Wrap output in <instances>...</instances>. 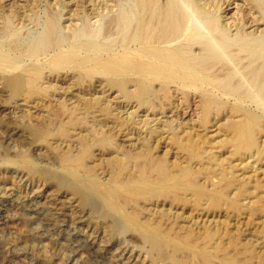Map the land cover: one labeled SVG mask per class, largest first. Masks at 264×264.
Instances as JSON below:
<instances>
[{
    "label": "bare ground",
    "instance_id": "obj_1",
    "mask_svg": "<svg viewBox=\"0 0 264 264\" xmlns=\"http://www.w3.org/2000/svg\"><path fill=\"white\" fill-rule=\"evenodd\" d=\"M70 2L71 9L67 7L65 0H55L54 3L58 8H55L51 0H0V77L4 87L10 88L15 95L23 96L24 101L29 103L31 99H36L40 95H50L54 87L50 84V86L46 85L53 77L59 78L62 74H66L65 76L71 74L73 77L77 74L78 84L97 81L104 88H108L107 92H117L116 97L125 100L124 109L119 112L126 113L129 118L110 126L109 121L100 119L96 122L99 116H91L93 126L97 123L96 127L101 126L100 130L90 131V129V132L85 134V138L78 141L77 153L66 154L67 152L63 151L65 155L61 154L60 161L46 155L38 144L28 140V136L26 137L22 132L23 129L19 130L12 125L2 131L3 146L16 147L19 150L17 158L23 157L28 151L33 152L32 156L39 163L51 167L57 165L65 175L48 176L44 170L33 173L14 172L24 181L30 182L29 185L26 184L30 190L29 193L26 192L27 195L7 184L1 186L6 200L0 202V264L4 261L8 264H20L29 259L31 252L36 251L30 248L31 244L28 241L30 238L38 240L33 246L40 248L44 246V242L52 245L54 240H60L73 254L66 257L64 264H87L90 259H94L99 264H108L103 237L106 234H114L118 227L117 221L106 220L102 208L95 203L93 194H90L85 184L73 183L79 177H86L96 190H100L104 201L118 210V213L123 212L127 223L132 226L138 225L142 234L144 232L152 236L156 245L162 238L165 240L170 235L163 233L159 226L151 228L150 225L139 223L138 215L126 212L130 203L140 205L161 201L163 204H170V207L182 205L184 208L190 205L191 208H202L207 214L217 210L228 213L241 212L242 205L239 198L264 189V184L260 185V181L258 184L253 183V185L257 184L254 190L247 188V182L236 183L240 179L233 173L236 166L230 163V160L236 156L256 158L261 163L264 160V141L261 139L262 142H259V136L264 134V0H77L75 2L71 0ZM77 5L80 6L81 11L76 9ZM191 96L199 98L198 102L194 100L197 102L195 109L198 110L199 115L194 122L199 125L198 128H208L216 118L225 117L226 123L223 121L224 128L220 126L223 129L219 132L226 138L219 143L222 149L231 150L229 157L216 159L217 155L213 152L214 143L210 140L196 139V134L192 131L188 133L184 132L185 130L181 131L177 122L179 115L174 113L176 116L168 117L166 114V107L163 106L166 101L172 103V97L177 98L179 102L177 108L180 110L185 105L187 108L192 106V104L190 106ZM94 105L91 106L90 101L85 106L82 105L84 108L82 106L81 108L85 111L84 117L75 118L80 114H74L76 115L74 120L69 121L67 127L80 126L79 123L83 122L81 119L88 121ZM128 107L131 111H126ZM92 112L102 113L100 109ZM55 113L59 114V112ZM16 116L17 114L14 113L13 119ZM53 118L46 121L49 126L42 127L45 137L67 135L66 126L56 130L55 123L58 120L54 122L56 119ZM53 126L56 131L52 129ZM142 130L145 137L141 148L140 146L135 148L136 144L133 147L131 144V146L127 145L131 136L132 138L137 136L135 138L138 141V137L143 136ZM117 131L123 133L125 141L118 140L115 134ZM183 132L187 133L185 137L180 135ZM167 142H170L171 146H177V153H174L173 159L170 156L173 154L172 149L167 146L168 149L162 153L163 155L158 153L162 144ZM207 144L211 146L208 150L205 149ZM206 154L211 155L207 159L208 162L216 159V166L207 163V167L203 165L204 167L196 168L194 164L202 163L205 159L203 155ZM94 156H100V159L102 157V163L88 164ZM183 159L186 160V165L182 164ZM12 165L15 167L14 164ZM99 171L109 176L105 178L106 181L99 177ZM66 175L73 177L75 181L71 182L64 177ZM241 175L239 177H242ZM53 184L58 185L59 189L69 188L71 193L59 192L53 195ZM49 187L53 189L50 190ZM232 188L233 197H231L233 192H230ZM257 199V202L264 204V196ZM87 221L95 223L96 228L102 231L101 234L87 235L85 233L88 229L83 233V228L80 227ZM262 226L260 232L257 229L259 232L257 234L264 237V221ZM218 231L213 234L205 231L204 237L198 236V239L205 243L203 248H199L204 260L209 261L212 255H217L220 251L224 252L231 246H233L231 251L234 249L237 255L251 253L250 249L239 251L238 244L234 243L236 240L232 238L231 244L227 247L222 246L224 243L217 242L218 245L214 249L216 253H213L205 246L215 240ZM191 239H194L192 233H188L183 239H177V244H174L175 250H179L180 246L184 247V250L191 248ZM40 252L43 254L41 250ZM224 264H239V262L228 259Z\"/></svg>",
    "mask_w": 264,
    "mask_h": 264
},
{
    "label": "rangeland",
    "instance_id": "obj_2",
    "mask_svg": "<svg viewBox=\"0 0 264 264\" xmlns=\"http://www.w3.org/2000/svg\"><path fill=\"white\" fill-rule=\"evenodd\" d=\"M52 3L54 4L55 8L57 7L56 4L54 3L55 0H51ZM67 1V7L69 9H71V0H65V2ZM77 0H74V2ZM77 4V3H76ZM78 6V5H77ZM76 9L78 11L80 10V6L77 7ZM58 8V7H57ZM75 9V7H73ZM67 13V12H66ZM95 21V20H93ZM66 74H62L59 78L58 77H53L52 80L47 83H44V85L46 86H52L54 87V89H52V91H50V95H40L38 97H36V99H31L28 102L24 101V97L20 96V95H15L14 92L8 88V87H4L3 84V80H1L0 77V202H3L6 200V196L5 193L1 190V186L2 185H9L12 188H16L19 189L20 192H22V194L27 195V193H29V183L28 181H24V179H21L20 177H18L14 172H26V173H33V172H37L38 170H44L48 176H55V175H65L63 174V170H61V168H59L57 165L56 166H47L46 164H41L38 162V160L34 159V157L32 156L33 152H26L23 157H16L19 154V150L16 147H12V145L10 146H3L4 144L2 143L3 140V132L5 129H7V127H10L12 125L18 127L19 130H22L23 134H26V137L28 138V140L36 143L39 145V147L43 150V152L46 155H50L51 157H53L54 159H56L57 161H60L59 159L61 158L62 155L66 154H76L77 153V149L79 148V144L78 141H80L81 139L85 138V134L92 131V130H100L99 128H101V126L96 127L97 123L95 124V126H93V116L97 115L99 116L98 119H96L98 121L101 120H106L109 121V125L110 126H114L117 121H122L126 118H129L128 115L126 113H121L119 112L120 110L124 109V102L125 100L123 98L120 97H116L118 95L117 92L115 91H108V88H104L103 85H100L97 81L95 82H91V81H86L84 84H78L77 82V74H74L73 77L71 76V74H68V76H65ZM76 76V77H75ZM57 78V79H56ZM66 78V79H65ZM72 78V79H71ZM75 80V81H74ZM54 81V82H53ZM71 81V82H70ZM62 82V83H61ZM53 83V84H52ZM96 83V84H95ZM3 84V86H2ZM50 84V85H49ZM61 86H58V85ZM98 84V85H97ZM74 86V87H73ZM79 86V87H78ZM8 88V89H7ZM70 88V89H69ZM59 92H58V91ZM101 90V91H100ZM9 91V92H8ZM54 91V92H53ZM70 91V93H69ZM90 91V92H89ZM96 91V92H95ZM103 91V92H102ZM88 94H87V93ZM113 92V93H112ZM6 93V94H5ZM57 93V94H56ZM107 93V95H106ZM53 94V95H52ZM105 94V95H104ZM14 95V96H13ZM12 96V97H10ZM53 96V97H52ZM57 96V97H56ZM42 97V98H41ZM45 97V98H44ZM195 99H194V98ZM5 98V100L3 99ZM21 98V100H20ZM88 98V100H87ZM109 98V99H108ZM3 99V100H2ZM14 99V100H13ZM18 99V101H17ZM40 99V100H39ZM53 99V100H52ZM70 99V100H69ZM121 99V100H119ZM193 101H192V100ZM12 100V101H11ZM60 100V101H59ZM112 100H115L112 101ZM117 100V101H116ZM196 100L197 102L199 101V98H196L195 96H191L190 97V106L192 104V106L190 108H187V106H183V108H181L179 110V108H177V105L179 104L178 99L175 97H172V103L166 101L165 106L166 107V114H168V117H171L173 115L176 116L177 113L178 116V120L177 122L179 123L178 126L181 128L182 130H185L184 132H190L192 131L193 134H196L195 138L196 139H201V140H210L212 143H214V147L215 150H213V152L217 155L216 159H223L225 157H229L228 155H230L229 151H227L228 149L225 148H221V144L219 142L225 140V136L219 132L220 130H222L224 127V122H225V117L221 116L219 118H216L211 124H209L208 128H198V124L194 122L198 119V110H196V104L197 102L194 101ZM5 101V102H4ZM34 101V103H33ZM55 101V102H54ZM67 101V103H66ZM86 103H85V102ZM88 101V102H87ZM90 101L91 106L95 105L94 107H92V111H96L98 109H100L102 111V113H98L97 114L93 113L91 111L88 121L85 119H81L79 125L77 127H67V124L72 122V120H74L73 118L77 115L75 118L79 117L82 118L84 117V112L82 108H84L83 106H85V104H88ZM99 101V102H98ZM107 103H106V102ZM2 102V103H1ZM4 102V103H3ZM12 102V103H11ZM37 102V103H36ZM41 102V103H39ZM47 102V103H45ZM58 102V103H57ZM82 102V104H81ZM93 102V103H92ZM97 102V103H96ZM118 102V103H117ZM177 104H176V103ZM18 105H17V104ZM27 103V104H26ZM66 103V104H65ZM123 103V104H122ZM29 104V105H28ZM43 104V106H42ZM64 107H63V105ZM68 104V105H67ZM99 104V105H98ZM114 104V105H113ZM169 104V105H168ZM176 104V106H175ZM194 104V105H193ZM5 105V106H4ZM8 105V106H7ZM27 105V106H26ZM83 105V106H82ZM102 105V107H101ZM116 105V106H115ZM118 105H122V106H118ZM7 106V107H6ZM47 106V107H46ZM53 106V107H52ZM79 108H78V107ZM82 106V108H81ZM115 108H114V107ZM195 106V107H194ZM51 107V108H50ZM109 107V108H108ZM117 107V108H116ZM123 107V108H122ZM176 107V109H175ZM185 107V108H184ZM18 108V109H17ZM38 108V109H37ZM44 108V110H43ZM49 108V109H48ZM54 110H53V109ZM57 108V109H56ZM62 108V110H61ZM66 108V110L64 111V109ZM78 108V109H77ZM192 108V109H191ZM194 108V109H193ZM70 109V110H69ZM74 109V110H73ZM77 112H76V110ZM118 112H117V110ZM191 109V110H190ZM3 110V111H2ZM13 110V111H11ZM73 110V111H72ZM79 110V111H78ZM106 110V111H105ZM109 110V111H108ZM112 110V111H111ZM131 109L128 107L126 108V111H128ZM185 110V111H184ZM188 110V111H187ZM193 110V111H192ZM41 111V112H40ZM46 111V112H45ZM52 111L51 113L47 114V112ZM67 111V112H66ZM72 111V112H71ZM83 111V112H82ZM116 111V112H115ZM187 111V112H186ZM17 112V113H16ZM55 112H59V114L55 113ZM69 112H71V114L73 116H71V114L69 115ZM74 112V113H73ZM76 112V113H75ZM81 112V113H80ZM111 112V113H110ZM168 112V113H167ZM197 112V113H196ZM17 114L16 118L13 119V114ZM53 113V114H52ZM55 113V114H54ZM63 113V114H62ZM113 113V114H112ZM181 113V114H180ZM183 113V115H182ZM189 113V114H188ZM20 114V116H18ZM62 114V115H60ZM65 114V115H64ZM74 114H76L74 116ZM82 114V115H81ZM116 116H113V115ZM49 115V117H48ZM55 115V118H53ZM68 115V118H67ZM110 115V116H109ZM118 115V117H117ZM181 115V116H180ZM11 116V117H10ZM70 116V117H69ZM92 116V117H91ZM44 117H47L44 119ZM63 117V120H62ZM86 117V116H85ZM104 117V118H103ZM123 119H122V118ZM23 120H22V119ZM56 119L54 120V122H56L58 120V122L55 123L56 130L57 128H60L62 126H66V130L68 131V134L66 135H62V134H57L56 136L53 137H45L43 131H42V127L45 126H49L47 125L46 121H49L48 119ZM113 120H112V119ZM119 118V119H118ZM221 118V119H220ZM5 119V120H4ZM19 119V120H18ZM41 119V121H40ZM71 119V120H70ZM91 119V120H90ZM118 119V120H116ZM175 119V118H174ZM193 119V120H192ZM220 119V120H219ZM238 119V118H237ZM28 120V121H27ZM45 120V121H44ZM68 120V121H67ZM64 121V122H63ZM70 121V122H69ZM85 121V122H84ZM113 121V122H112ZM191 121V122H190ZM219 121V123H218ZM224 121V122H223ZM18 122V124H17ZM22 122V123H21ZM40 122V123H39ZM89 122V123H88ZM216 122V123H215ZM61 123V124H60ZM82 123V124H81ZM87 123V124H86ZM115 123V124H114ZM190 125H189V124ZM226 123V122H225ZM28 126H27V125ZM39 124V125H38ZM113 124V125H112ZM187 124V125H186ZM90 125V126H89ZM25 126V127H24ZM27 126V127H26ZM39 126V129H38ZM55 126H53L52 129L55 130ZM93 126V127H92ZM189 126V127H188ZM193 126H196L195 128H193ZM216 126V127H214ZM223 127L221 129V127ZM21 127V128H20ZM24 127V128H23ZM85 127V128H84ZM89 129H88V128ZM95 127V129H94ZM137 128H140L139 126H136ZM190 129H188V128ZM218 127V128H217ZM33 129V130H32ZM91 129V130H90ZM203 131H202V130ZM207 129V130H206ZM29 132H28V131ZM53 130V131H54ZM55 130V131H56ZM76 130V131H75ZM83 130V131H82ZM88 130V131H87ZM90 130V131H89ZM106 130V129H105ZM200 132H197V131ZM205 130V131H204ZM32 131V133H31ZM75 131V132H73ZM85 131V132H84ZM102 132V129L101 131ZM105 132V131H104ZM117 131L115 134L116 136H118V140H124L125 141V136H123V133ZM144 130L141 131L142 135L141 138L138 137V141L136 140L135 137L137 136H132L130 137L131 139L128 140V144L129 146L133 147L134 144H136L137 148L138 146H140L141 148V144L143 143V138L145 137V134L143 133ZM183 132V133H184ZM196 132V133H195ZM208 132V133H207ZM83 133V134H82ZM180 133L181 136L185 137L187 133ZM200 133V134H199ZM202 133V134H201ZM29 134V135H28ZM75 134V135H74ZM127 134V132H126ZM206 134V135H205ZM37 135V137H36ZM77 135V136H76ZM81 135V136H80ZM125 135V134H124ZM76 136V138H75ZM198 136V137H197ZM213 136V137H212ZM224 136V137H223ZM72 139H71V138ZM82 137V138H81ZM122 137V138H121ZM264 134H262L261 136H259V142L261 143L262 140L264 141ZM31 138V139H30ZM58 138V139H57ZM70 138V139H69ZM78 138V139H77ZM204 138V139H203ZM218 140H217V139ZM223 138V139H222ZM49 139V140H48ZM75 139V140H74ZM262 139V140H261ZM38 140V141H37ZM61 140V141H60ZM127 140V139H126ZM52 141V142H51ZM57 141V142H56ZM60 141V142H58ZM215 141V142H214ZM218 141V142H217ZM48 144H45V143ZM55 142V143H54ZM70 144H68V143ZM77 142V143H76ZM133 142V143H132ZM217 142V143H216ZM42 143V144H40ZM58 143V144H57ZM73 143V144H72ZM131 144V145H130ZM62 145V146H61ZM162 148L159 149V154L163 155L162 153L165 152L168 148L172 149L173 154H170V156H174V153H177V146L172 145L170 142H167L166 144H162ZM165 145V146H164ZM68 146V147H67ZM168 148H167V147ZM2 147V149H1ZM11 147V148H9ZM49 147V148H48ZM74 147V148H73ZM210 145H205V149H210ZM14 148V149H13ZM70 148V150H69ZM73 148V149H72ZM165 148V149H164ZM218 148V150H217ZM10 149V150H9ZM14 151H13V150ZM16 149V150H15ZM50 149V150H49ZM54 149V150H53ZM63 149V150H62ZM67 149V150H66ZM176 149V151H175ZM221 151H220V150ZM2 150V151H1ZM6 150V151H5ZM66 150V151H65ZM217 150V152H215ZM10 151V152H9ZM49 151V153H48ZM51 151V152H50ZM54 151V152H53ZM65 153H64V152ZM70 151V152H69ZM3 152V153H2ZM15 152V153H14ZM138 152V151H137ZM221 152V153H220ZM224 152V153H223ZM7 153V154H6ZM30 157H28V155ZM48 153V154H47ZM97 153V152H96ZM62 154V155H61ZM183 155H186V153H183ZM226 154V155H225ZM6 155V156H5ZM9 155V157H8ZM27 155V157H26ZM209 155V156H208ZM221 155V156H219ZM223 155V156H222ZM59 156V157H58ZM205 156V159L203 160L202 163L197 162L198 164H194V166H196V168H201V167H207V163L211 164L212 166H216L217 162L216 159L215 161H211L208 162V158L211 157L210 154H206L203 155ZM32 157V158H31ZM172 157V159L174 158ZM18 160H17V159ZM23 158V159H21ZM96 158V159H95ZM241 158V159H240ZM244 158V159H243ZM6 159V160H5ZM11 159V160H10ZM15 159V160H14ZM107 159V158H105ZM246 157H235L233 158V160H230L231 164H234V169H233V173L236 176V178H239L240 181H237L236 183H244L247 182V188L251 190L256 189V185L258 184V181H260V185L264 184L263 180H264V160H262V163L258 160H256V158H252V159H248ZM264 159V157H263ZM5 160V161H4ZM9 160V161H8ZM26 160V161H25ZM33 160V161H32ZM100 160V161H99ZM103 158L100 156H94L93 159L91 161H89L88 164H100L102 163ZM30 161V163H29ZM96 161V162H95ZM246 161V163H245ZM253 161V162H252ZM5 162L7 163L5 164ZM36 162V163H35ZM93 162V163H91ZM186 160L183 159L182 160V164L186 165ZM235 162V163H234ZM248 162V163H247ZM257 164H256V163ZM25 163V164H23ZM33 163V164H32ZM196 163V162H195ZM242 164V166H240L239 164ZM15 167H13V165ZM15 164H17V167ZM22 164V165H21ZM32 164V166H31ZM254 164V165H253ZM260 164V165H259ZM10 165V166H9ZM26 165V166H25ZM46 165V166H44ZM204 165V166H203ZM246 165V166H245ZM257 165V166H256ZM8 166L10 168H8ZM37 166V167H36ZM39 166V167H38ZM252 166V167H250ZM254 166V167H253ZM260 166V167H259ZM30 167V168H29ZM34 167V168H33ZM255 167H258L255 169ZM18 168V169H17ZM29 168V169H28ZM42 168V169H41ZM50 168V169H49ZM52 168V169H51ZM59 168V169H58ZM248 168H250L248 170ZM254 168V169H253ZM49 169V170H48ZM55 169H57L58 171H56ZM261 169V170H260ZM263 169V170H262ZM30 170V171H29ZM61 170V171H60ZM257 170V171H256ZM260 170V172H259ZM242 171V172H240ZM255 171V172H254ZM55 172V173H54ZM61 172V173H60ZM238 172V173H237ZM262 172V173H261ZM236 173V174H235ZM246 173V174H245ZM250 173V174H249ZM255 173V174H254ZM52 174V175H51ZM242 174V175H241ZM7 175V176H6ZM99 177L102 178V180H107L105 178H108V175L105 174H101V171H99ZM102 175V176H101ZM242 177H239V176ZM247 175V176H246ZM262 175V177H261ZM69 176V175H68ZM67 175L64 176L67 179H69L71 182L75 181L74 178H70L71 176L68 177ZM230 177V174L229 176ZM244 177V178H243ZM258 177V178H257ZM247 178V180H246ZM78 179V180H77ZM234 179V178H233ZM84 180V181H83ZM215 182L216 179H214ZM253 181V182H252ZM252 182V184H251ZM74 184L77 185L78 184H85L86 187H88V189L90 190V194L93 196L95 203H98V205L102 208V213L104 214V216L107 218L106 220H116L117 221V226L116 230L114 232V234H104L105 236L103 237V244L106 245L105 248L106 250V255L108 256V264H224L225 260H237L239 262V264H264V237L259 236L257 233H259L261 231L262 226V222L264 221V204L257 202L259 197L264 196V189L258 190V192L253 195H249V196H245L242 198H239V201H241V212H237V211H232L230 213H228L227 211H215L214 213H206L205 211L202 210V208H196V207H192L189 205L188 207H183L182 205L176 206V207H170V204L168 203H161V201L159 203H146V204H140V205H134L132 203H130V207L128 206V210L126 211L128 214H135L136 216L138 215V220L139 223L142 224H147L152 226L151 228L155 227V226H159L161 231L163 233H168L170 235L169 238H166L165 240L161 239L159 244L156 245L153 242V238L152 236H150L147 233L142 234V231L139 229L138 225H130L129 223H127L126 218L124 217V213L119 211V213L117 212L118 210H115L114 208H112L106 201H104V198L102 196V194L100 193V190H96L94 188V186L91 185V183L89 182V180L85 177H79L76 178V181L73 182ZM238 183V184H239ZM253 183H257L254 184ZM27 184V185H26ZM54 189L50 188V190H54L53 195L59 193V192H68L71 193L70 189H59L58 185L53 184ZM90 185V186H89ZM18 187V188H17ZM26 189H25V188ZM94 188V190H93ZM21 189V190H20ZM233 189V188H232ZM231 189V190H232ZM25 190V191H24ZM92 190V191H91ZM230 192H233L231 197L234 196V189ZM27 192V193H26ZM99 196V197H98ZM255 196V197H253ZM257 196V197H256ZM101 197V199H100ZM256 198V199H254ZM247 199V200H246ZM262 199V198H261ZM246 200V201H245ZM255 200V201H254ZM104 201V203H103ZM244 201V202H243ZM251 201V202H250ZM103 203V204H102ZM106 205V206H104ZM137 206V207H136ZM181 206V207H180ZM254 206V207H253ZM260 208H258V207ZM133 207V208H132ZM141 207V208H140ZM108 208L110 210H108ZM131 208V209H130ZM184 208V209H183ZM189 208V209H187ZM256 208V209H255ZM260 209V210H259ZM134 210V213H132V211ZM143 210V213L141 214V211ZM170 210V212H169ZM191 210V211H190ZM252 210V211H251ZM254 210V211H253ZM108 211V212H107ZM187 211V212H186ZM259 213H258V212ZM185 212V214H184ZM204 216H203V213ZM224 212V213H223ZM254 212V213H253ZM113 213V214H112ZM117 213V214H116ZM121 213V214H120ZM137 213V214H136ZM199 215H197V214ZM222 213V214H221ZM165 214V215H164ZM172 214V215H171ZM194 214V215H193ZM207 214V215H206ZM237 217H236V215ZM244 214V215H243ZM255 214V215H254ZM123 215V216H122ZM146 215V216H145ZM190 215V216H188ZM213 215V217H212ZM219 215V216H218ZM226 215V216H225ZM253 215V216H252ZM261 215V216H260ZM141 216V217H140ZM161 216V217H160ZM163 216V217H162ZM169 216V217H168ZM175 216V217H174ZM223 216V217H222ZM109 217V218H108ZM149 217V218H148ZM151 217V218H150ZM174 217V218H173ZM180 217V218H178ZM194 217V218H193ZM237 219H236V218ZM240 217V218H239ZM253 217V218H251ZM258 217V218H257ZM111 218V219H110ZM155 220H154V219ZM160 218V219H159ZM165 218V219H164ZM170 218V219H169ZM226 218V219H225ZM248 218V220H246ZM262 218V219H261ZM145 219V220H143ZM148 219V220H147ZM192 219V221H191ZM225 219V221H223ZM229 219V220H228ZM257 219V220H256ZM143 220V222H141ZM147 220V222H146ZM158 220V221H156ZM208 220V222H207ZM228 222H227V221ZM235 220V221H234ZM122 221V223H121ZM126 221V222H125ZM197 223H196V222ZM246 221V222H245ZM251 221V222H250ZM255 221V222H254ZM156 222V223H155ZM215 222V223H214ZM220 222V223H219ZM227 222V223H226ZM232 222V223H231ZM234 222V223H233ZM237 222V223H235ZM214 223V224H213ZM243 223V224H242ZM252 223V224H250ZM127 224V225H126ZM179 224V225H178ZM220 224V225H219ZM231 224V225H230ZM96 224L90 221H87L85 223H83V225H81V229L82 232L86 233L85 234H101V230L97 229ZM163 225V226H162ZM165 225V226H164ZM199 225V226H198ZM206 225V226H205ZM215 225V228H214ZM234 225V226H233ZM88 226V227H87ZM95 226V227H94ZM125 228H124V227ZM131 226V227H130ZM136 226V227H134ZM212 228H211V227ZM241 226V227H240ZM255 226V228H254ZM168 227V228H167ZM210 227V228H209ZM225 227V228H223ZM230 227V228H229ZM251 227V228H250ZM124 228V229H123ZM130 228V229H128ZM133 228V229H132ZM202 228V229H201ZM227 228V229H226ZM229 228V229H228ZM243 228V229H242ZM92 229V230H91ZM132 229V230H131ZM138 229V232H136ZM175 229V230H174ZM201 229V230H200ZM209 229V230H208ZM215 229V230H214ZM224 229V230H223ZM247 229V230H246ZM259 232H258V230ZM84 230V231H83ZM95 230V231H94ZM100 230V231H99ZM121 230V231H120ZM124 230V231H123ZM131 230V231H130ZM214 230V231H213ZM219 230L218 235L215 237V240H213L212 242H208V244H206L205 247H207L208 249H210V251H213V253H216L214 251L215 247L218 245V243L220 242L222 244V246L226 245L229 246V244H231V240L235 239L236 241L234 242L235 244H238L237 247L239 249V251L244 252L245 249H250L249 251L251 253H247L246 255H237L235 254V251H231V248H233V246L229 247L228 250L224 251V252H218L217 255H212L209 259V261L204 260V258L202 257L201 253L199 252V248H203L204 247V241H200V239H198V236L204 237L203 233L205 231H207L208 233L211 232L212 234L216 231ZM241 232H240V231ZM99 231V232H98ZM120 231V232H119ZM213 231V232H212ZM249 231V232H247ZM252 233H251V232ZM255 231V232H254ZM169 232H172V234H170ZM176 233V234H175ZM188 233H192L194 236V239H191V248H186L184 250V247L181 248V246L179 247V250H175V243L177 244L179 239H183L184 237L187 236ZM226 233H228L226 235ZM223 234V235H222ZM256 234V235H255ZM123 235V236H122ZM234 235V236H233ZM249 235V236H248ZM115 238H114V237ZM118 236V237H117ZM151 238H150V237ZM179 236V237H178ZM221 236V237H220ZM255 236V237H253ZM149 237V238H148ZM230 237V238H229ZM238 239H237V238ZM245 237V238H244ZM250 237V238H249ZM126 238V239H124ZM219 238V240H217ZM229 240H228V239ZM232 238V239H231ZM240 238V239H239ZM247 238V239H246ZM253 238V239H252ZM258 238V239H257ZM135 239V240H134ZM178 239V240H177ZM107 240V242H106ZM119 240V241H118ZM133 240V241H132ZM137 240V241H136ZM196 240V241H194ZM199 240V241H198ZM256 240V241H255ZM30 248L34 249L36 251L31 252V254L29 255L30 257H28L29 259H27L26 261H24L23 263L20 264H28L29 263H42V264H64V262L66 261V259L68 258V256H73V254L71 253L70 250H68V247L63 245V243L60 240H54L55 241V245H54V241H53V246L47 242H44V246H42V248L38 247V246H33V244H37L38 240H34L32 238H30L29 240ZM118 241V242H117ZM127 241V242H126ZM131 241V242H130ZM136 241V243H135ZM175 241V242H174ZM198 241V242H197ZM222 241V242H221ZM108 243V245L106 243ZM139 242V243H137ZM174 242V243H173ZM203 242V243H202ZM218 242V243H217ZM242 242V243H241ZM255 242V243H254ZM115 243V244H114ZM123 243V244H122ZM131 243V244H130ZM195 245H194V244ZM240 243V244H239ZM263 245H262V244ZM57 244V245H56ZM118 244V245H117ZM161 244V245H160ZM198 244V246H197ZM213 244V245H212ZM261 244V245H260ZM136 248H135V246ZM154 245V246H153ZM250 245V246H249ZM127 246V247H126ZM109 247V248H108ZM122 247H125L122 249ZM132 247V248H131ZM171 247V248H170ZM252 247V248H251ZM38 248V249H37ZM49 250H47V249ZM53 248L55 250H53ZM111 248V249H110ZM117 248V249H115ZM119 248V249H118ZM134 248V249H133ZM194 248V249H193ZM57 249V250H56ZM121 249V250H120ZM182 249V250H181ZM40 250L42 251L43 254H41ZM63 250V251H62ZM197 250V251H196ZM261 250V251H260ZM39 251V252H38ZM47 251V253H46ZM56 251V252H55ZM110 251V252H109ZM139 251V252H138ZM193 251V252H192ZM230 251V252H229ZM260 251V252H259ZM50 252V253H49ZM60 254H59V253ZM112 252V253H111ZM128 252V253H127ZM130 252V253H129ZM137 252V253H136ZM143 252V254H142ZM227 252V254H226ZM70 253V254H68ZM126 253V254H124ZM133 253V255H132ZM179 253V254H178ZM230 253V254H229ZM234 253V255H232ZM260 253V254H258ZM49 254V255H48ZM51 254V255H50ZM109 254V255H108ZM115 254H117L115 256ZM43 255V256H42ZM47 255V256H46ZM53 255V256H52ZM58 255V256H57ZM225 255V256H224ZM61 258H60V257ZM115 256V257H114ZM126 256V257H125ZM195 256V257H194ZM233 256V257H232ZM248 256V257H247ZM39 257V258H38ZM41 257V259H40ZM43 257V259H42ZM67 257V258H66ZM113 257V258H112ZM120 259H119V258ZM215 257V258H213ZM237 257V258H236ZM47 258H49L47 260ZM54 258V259H53ZM58 258V259H57ZM111 258V259H110ZM34 259V260H33ZM114 259V261H113ZM122 259V260H121ZM125 259H128L125 261ZM137 259V260H136ZM139 259V260H138ZM219 259V260H218ZM242 259V260H240ZM47 260V261H46ZM94 260V259H93ZM92 259H90V261L88 262L89 264H91L92 262L95 264H99L98 262H96L95 260L93 261ZM132 260V261H130ZM129 261V262H128ZM258 261V262H257ZM124 262V263H123ZM137 262V263H136ZM201 262V263H200ZM8 264L6 261L3 262V264ZM87 263V264H88ZM92 263V264H93Z\"/></svg>",
    "mask_w": 264,
    "mask_h": 264
}]
</instances>
